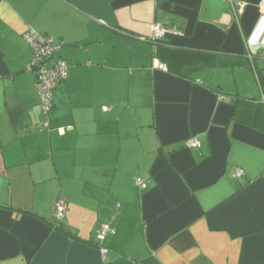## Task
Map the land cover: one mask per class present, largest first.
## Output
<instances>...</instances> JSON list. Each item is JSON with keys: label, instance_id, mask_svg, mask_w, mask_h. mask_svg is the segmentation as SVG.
Here are the masks:
<instances>
[{"label": "crops", "instance_id": "obj_1", "mask_svg": "<svg viewBox=\"0 0 264 264\" xmlns=\"http://www.w3.org/2000/svg\"><path fill=\"white\" fill-rule=\"evenodd\" d=\"M260 1L0 0V264H264Z\"/></svg>", "mask_w": 264, "mask_h": 264}, {"label": "built area", "instance_id": "obj_2", "mask_svg": "<svg viewBox=\"0 0 264 264\" xmlns=\"http://www.w3.org/2000/svg\"><path fill=\"white\" fill-rule=\"evenodd\" d=\"M261 17L264 18V0L258 4ZM161 25L156 24L153 27V39L157 40L165 33ZM25 39L33 47V59L28 68L36 77V86L40 93V104L43 111H47L52 104V92L57 85L62 82L68 74V63L62 57H56L55 51L59 45L53 44L52 38L49 36L34 32L30 30L24 34ZM153 66L157 69L167 70L165 63L155 60ZM103 109H107L106 106ZM58 133H64V127L57 128ZM188 146H199L200 143L196 139H191L186 143ZM236 177L243 175V170L237 168L235 170ZM136 183L144 188L146 186L145 180L141 177L136 178ZM66 209V202L58 199L54 207V216L60 220L63 218ZM113 231V226L110 224H101L96 230L95 239L102 254H105L107 248L102 244L107 233Z\"/></svg>", "mask_w": 264, "mask_h": 264}, {"label": "trees", "instance_id": "obj_3", "mask_svg": "<svg viewBox=\"0 0 264 264\" xmlns=\"http://www.w3.org/2000/svg\"><path fill=\"white\" fill-rule=\"evenodd\" d=\"M158 40V39H157Z\"/></svg>", "mask_w": 264, "mask_h": 264}]
</instances>
